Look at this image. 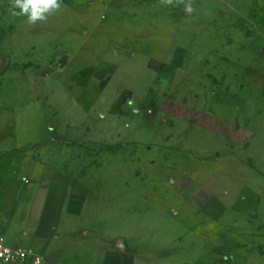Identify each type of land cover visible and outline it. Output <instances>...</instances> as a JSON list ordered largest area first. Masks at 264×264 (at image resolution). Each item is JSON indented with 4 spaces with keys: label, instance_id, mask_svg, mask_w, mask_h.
<instances>
[{
    "label": "rangeland",
    "instance_id": "obj_1",
    "mask_svg": "<svg viewBox=\"0 0 264 264\" xmlns=\"http://www.w3.org/2000/svg\"><path fill=\"white\" fill-rule=\"evenodd\" d=\"M62 4L29 25L0 0V142L35 140L140 264H264V0Z\"/></svg>",
    "mask_w": 264,
    "mask_h": 264
},
{
    "label": "crops",
    "instance_id": "obj_2",
    "mask_svg": "<svg viewBox=\"0 0 264 264\" xmlns=\"http://www.w3.org/2000/svg\"><path fill=\"white\" fill-rule=\"evenodd\" d=\"M35 140L0 142V153L26 149V167L0 178V237L11 246L31 247L49 264H140L132 234L111 227L118 213L98 210L85 191L52 173L43 176L33 162ZM0 154V155H1ZM129 224V215L127 216ZM8 244V243H7Z\"/></svg>",
    "mask_w": 264,
    "mask_h": 264
},
{
    "label": "clouds",
    "instance_id": "obj_3",
    "mask_svg": "<svg viewBox=\"0 0 264 264\" xmlns=\"http://www.w3.org/2000/svg\"><path fill=\"white\" fill-rule=\"evenodd\" d=\"M161 4H183L184 10L191 14L195 11L194 0H160ZM62 0H10V11L14 17H24L29 25L46 23L50 17L63 8Z\"/></svg>",
    "mask_w": 264,
    "mask_h": 264
},
{
    "label": "built area",
    "instance_id": "obj_4",
    "mask_svg": "<svg viewBox=\"0 0 264 264\" xmlns=\"http://www.w3.org/2000/svg\"><path fill=\"white\" fill-rule=\"evenodd\" d=\"M0 264H49L44 254L31 247L11 246L0 237Z\"/></svg>",
    "mask_w": 264,
    "mask_h": 264
}]
</instances>
